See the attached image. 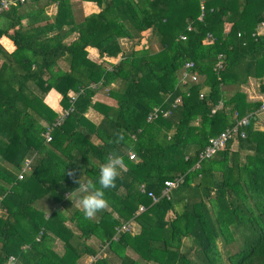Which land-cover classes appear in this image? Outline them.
Instances as JSON below:
<instances>
[{
	"label": "trees",
	"instance_id": "1",
	"mask_svg": "<svg viewBox=\"0 0 264 264\" xmlns=\"http://www.w3.org/2000/svg\"><path fill=\"white\" fill-rule=\"evenodd\" d=\"M70 1L16 0L0 13V39L13 45L7 51L0 44V264L8 257L14 264H77L95 255L91 238L108 254L92 264H264V31L255 35L264 27V0H78L100 9L80 19ZM52 2L50 21L20 26ZM185 63L196 81L182 85ZM249 81L253 99L243 91ZM51 90L69 111L45 143L46 126L60 114L43 103ZM70 92L77 94L72 103ZM103 92L110 103L95 99ZM154 108L168 116L147 123ZM88 110L101 116L98 124L85 117ZM243 117L236 149L229 140L192 170L207 139ZM114 132L123 133L121 143ZM111 153L127 167L105 190L106 210L86 220L75 209L68 221L76 234L64 215L45 218L40 200L61 204L78 188L68 171L96 182ZM24 160L30 171L17 180ZM177 176L182 184L169 199L152 204L146 194L158 197L163 182ZM138 206L144 211L136 215ZM128 221L137 232L114 241Z\"/></svg>",
	"mask_w": 264,
	"mask_h": 264
},
{
	"label": "built area",
	"instance_id": "2",
	"mask_svg": "<svg viewBox=\"0 0 264 264\" xmlns=\"http://www.w3.org/2000/svg\"><path fill=\"white\" fill-rule=\"evenodd\" d=\"M19 3H22L23 0H18ZM16 5V0H0V13L7 11L9 9L10 6H15ZM190 30V27H187V31ZM264 31V27L262 24H260L256 30H255V35H259L260 33H263ZM181 39H183V37H181ZM192 67V63H185L183 66L184 71L181 73V76L179 78V82L182 85H185L188 82H194L196 81V73H187L186 71L191 69ZM215 68H221V62L217 61L215 64ZM185 95L187 96L188 93L185 92ZM77 96L76 93H69V102L72 103V101L75 99V97ZM203 94L202 93H198V99H203ZM174 106L178 105L180 103V99H175L174 100ZM221 108V103L217 104L216 106H214L211 109V114H213L216 110ZM69 110H62L59 114V117H57V119H55V121L50 125V126H46V130L45 132L42 134V137L45 141V143L49 142L51 140V129L53 127H57L60 123H62L63 119L65 118V116L67 115ZM259 111H264V102L262 101L259 107ZM158 115H161V117H167L168 116V112L167 111H162L159 108H154L146 117V122L149 123L151 121H153ZM246 124V117H243L239 120H235V124L233 126H231L230 128H225L223 131H221L219 134H217L214 137H210L207 139V142L205 144V146L203 147L202 150H200L197 155H196V162L195 164L192 166V170H196L199 169V164L200 162L206 161L208 159H210L212 156H214L217 152L221 151L224 149L226 143L229 140L232 141H236L237 137L240 138H244V134L242 132H239V128L243 125ZM128 159L132 160L134 158L132 153H128ZM30 171V165H29V161L28 160H24V162L22 163L19 172L16 175L17 180H21L24 175H26L28 172ZM182 177L177 176L174 179L171 180H166L163 182V187L159 193V196L156 197L154 195H152L151 193H147L146 195L150 198L151 203L154 204L156 202H158L160 199H169V194L170 191L173 189H176L178 186H180L182 184ZM140 191L142 193H144V189L143 187L140 188ZM144 211V207L142 206H138L135 214H139L141 212ZM133 222H125L122 223L118 228L115 229V235L113 236V240L115 241L118 237L119 234H123V233H128V234H132L133 233ZM11 258V259H9ZM7 264H14V258L13 257H8L7 259Z\"/></svg>",
	"mask_w": 264,
	"mask_h": 264
},
{
	"label": "clouds",
	"instance_id": "3",
	"mask_svg": "<svg viewBox=\"0 0 264 264\" xmlns=\"http://www.w3.org/2000/svg\"><path fill=\"white\" fill-rule=\"evenodd\" d=\"M113 135L118 137L115 141L117 144L124 140L122 132H114ZM126 167L122 155L111 153L100 166L99 177L96 182L90 178L85 179L84 175L77 178L76 170L68 171L66 174L73 180V183L78 185V188L69 192L66 198L79 207L86 220L95 218L98 213L109 207V202L105 198V190L116 187V181L122 177Z\"/></svg>",
	"mask_w": 264,
	"mask_h": 264
},
{
	"label": "crops",
	"instance_id": "4",
	"mask_svg": "<svg viewBox=\"0 0 264 264\" xmlns=\"http://www.w3.org/2000/svg\"><path fill=\"white\" fill-rule=\"evenodd\" d=\"M71 3H73V6L74 7H76L77 9H79L80 10V12H81V14H80V17L78 18V19H80L81 17H87L88 15H91V14H96V13H98L99 12V8L94 4V3H92V2H79L78 0H71L70 1ZM55 2L53 3H51V4H48V5H46L43 9V12H41L39 15H36V16H32V17H29V18H25V19H23V20H20V26L21 27H23V28H25V27H27V26H33V25H40V24H43V23H45L46 21H50L52 18H53V16H54V14H55ZM74 36H75V34L74 33H72L70 36H69V38H66L65 40H64V42H68V41H70V40H73L74 39ZM0 44L7 50V51H11L12 49H13V45H12V43H11V41L8 39V38H6L5 36L4 37H2L1 39H0ZM150 48H152L153 50H155L156 48H157V46H155V45H151L150 46ZM86 53H87V57H88V59H90V60H92V61H96L97 63L100 61V59L98 58V56L96 55V52L93 50V49H90V48H88V49H86ZM104 59V58H103ZM105 60V59H104ZM107 61H109L110 63H116L118 60L117 59H107ZM247 86H249V88L251 89V90H249V91H252V95H250L249 97L250 98H252V97H256L255 96V93H253L254 92V87H253V84H252V82L251 81H249L248 82V85ZM245 90V89H244ZM71 93V92H70ZM49 94H51L50 95V97H49ZM246 94L248 95V93H247V89H246ZM100 95H102V94H100ZM99 96V95H98ZM259 97H261V96H259ZM59 99H60V96L57 94V93H55L54 91H49L45 96H44V98H43V103L47 106V107H49L52 111H54L55 113H60L62 110H61V108H60V106H59ZM48 102H50V103H48ZM91 113V114H90ZM85 115H88L89 117H91V118H95V120L96 121H92V120H90L88 117H86L89 121H91L93 124H98V122L100 121V119H101V116L99 115V114H97L96 112H94V111H92V110H88L87 112H86V114ZM233 144V143H232ZM70 216V214H68V217ZM70 222V221H69ZM70 228H71V230L73 229H75V228H72V226H69ZM74 227V226H73ZM68 228V227H67ZM137 226L135 225L134 226V231L135 232H137ZM77 233V232H76ZM93 241H94V239L93 238H91V239H89V240H87V244L88 245H91L93 248H94V250L96 251V253H95V255L94 256H89V255H82V256H80V258L77 260V264H87V262H88V260H89V258L91 257V258H93V257H96V256H98L99 254H102V256H100V257H105L106 256V251H105V249H104V247H100V245L98 244V247H96V245H92V243H93ZM90 243V244H89ZM98 243V242H97ZM60 247V246H59ZM127 253L129 254V256L131 257V258H133V259H135L136 258V256L132 253V252H130L129 250H127ZM100 257H98V258H100ZM98 258H96V259H98ZM95 259V260H96ZM94 260V261H95ZM93 261V262H94ZM92 262V263H93ZM91 263V264H92Z\"/></svg>",
	"mask_w": 264,
	"mask_h": 264
},
{
	"label": "rangeland",
	"instance_id": "5",
	"mask_svg": "<svg viewBox=\"0 0 264 264\" xmlns=\"http://www.w3.org/2000/svg\"><path fill=\"white\" fill-rule=\"evenodd\" d=\"M128 50H130L129 48H128ZM245 89V90H244ZM246 89H247V93H248V98L249 99H253V98H255V97H252V98H250L249 96L250 95H252V91H249V90H251L250 88H249V86H245V87H243V91L245 92V94H246ZM249 89V90H248ZM253 93H255V91L253 92ZM101 94V93H100ZM100 94H98L99 96H96L95 97V99L96 100H99V101H101V102H104V103H110L111 102V100L107 97V94L105 93V92H103L102 93V95H100ZM231 93H227V95H230ZM50 97V96H49ZM258 97V96H257ZM220 104V103H219ZM211 111V110H210ZM211 113V112H210ZM91 114V113H90ZM85 117H88L90 120H92V121H96L95 120V118L93 119V118H91V117H89L88 115H85ZM41 125L42 126H46V124H45V122L44 121H42L41 122ZM236 144H235V141H233V144L231 145V148H230V150H232V151H234L235 149H236V146H235ZM39 203L40 204H38V206H40V208H42L43 210H44V215H45V218L47 217V216H49V213L51 212H53V213H59V214H61V215H64L67 219L66 220H64V225L65 226H67L69 229H71L69 226H72V228H74L73 226H74V224L72 223V222H69L68 221V218L70 217H68V214H72V212L75 210V209H78V210H80L79 209V207L75 204V203H73L71 200H69L68 201V199H66L63 203H61V204H54V203H52V202H50L48 199H44V200H40L39 201ZM72 231H73V233H75L76 234V232H75V229L73 230L72 229ZM133 232H134V228H133ZM98 241H96V239H94V241H93V243H92V245L94 246V245H96V247H98V243H97ZM90 244V243H89ZM219 248H220V252H221V254H222V257H223V260L225 259V256L223 255V252H222V250H221V247L219 246ZM223 250H224V252H225V249L223 248ZM100 256H102V254H99L98 256H96V257H93V258H89V260H88V262H87V264H91L96 258H98V257H100ZM106 256H108V254H106ZM190 256V258H192L191 257V255H189ZM97 260V259H96ZM95 260V261H96ZM141 262V261H140ZM145 264H151V263H145Z\"/></svg>",
	"mask_w": 264,
	"mask_h": 264
}]
</instances>
